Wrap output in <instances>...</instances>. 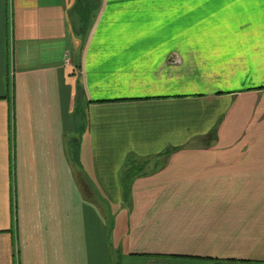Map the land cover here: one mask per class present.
I'll return each instance as SVG.
<instances>
[{"label": "crops", "instance_id": "1", "mask_svg": "<svg viewBox=\"0 0 264 264\" xmlns=\"http://www.w3.org/2000/svg\"><path fill=\"white\" fill-rule=\"evenodd\" d=\"M227 260L264 264V0H0V264Z\"/></svg>", "mask_w": 264, "mask_h": 264}, {"label": "trees", "instance_id": "2", "mask_svg": "<svg viewBox=\"0 0 264 264\" xmlns=\"http://www.w3.org/2000/svg\"><path fill=\"white\" fill-rule=\"evenodd\" d=\"M143 171H144V167H142V166H133L125 174L124 183L126 181H129V180L144 176L146 173H144ZM125 193H127V191H125ZM215 263H217V264H233L235 262L227 260V261H216Z\"/></svg>", "mask_w": 264, "mask_h": 264}]
</instances>
